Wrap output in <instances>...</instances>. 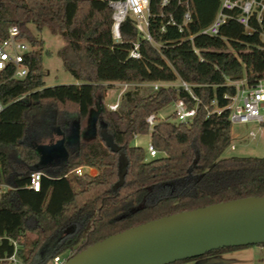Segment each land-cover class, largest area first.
<instances>
[{
    "label": "trees",
    "instance_id": "16d2710c",
    "mask_svg": "<svg viewBox=\"0 0 264 264\" xmlns=\"http://www.w3.org/2000/svg\"><path fill=\"white\" fill-rule=\"evenodd\" d=\"M220 2L149 0L150 40L130 15L115 38L108 0H0V36L16 25L33 46L25 54V76L12 77L10 65L0 69V183L9 184L0 191V264H11L12 256L20 264H46L146 220L264 194V156L224 155L232 139L228 109L211 111L213 99L228 104L233 81L264 79V10L260 20L250 16L249 29L228 18L217 35L201 33ZM30 25L64 39L56 53L79 82L45 84L42 39ZM134 43L139 56L130 55ZM177 78L191 83L197 99L183 87L162 84L124 90L115 109L105 101L114 81ZM179 98L196 106L189 122L157 119L149 126L150 113ZM72 118L88 122V136L62 161L41 163L35 140L52 126L65 130ZM148 132L158 150L150 157L132 143L135 134ZM79 165L96 172L75 173ZM35 169L42 172L38 189L28 185ZM247 245L254 244L174 262Z\"/></svg>",
    "mask_w": 264,
    "mask_h": 264
},
{
    "label": "water",
    "instance_id": "95a60500",
    "mask_svg": "<svg viewBox=\"0 0 264 264\" xmlns=\"http://www.w3.org/2000/svg\"><path fill=\"white\" fill-rule=\"evenodd\" d=\"M97 114L89 121L92 129ZM60 141L64 143V138ZM260 242H264V194L146 220L95 241L60 264H168L224 246Z\"/></svg>",
    "mask_w": 264,
    "mask_h": 264
},
{
    "label": "built area",
    "instance_id": "2783aa9c",
    "mask_svg": "<svg viewBox=\"0 0 264 264\" xmlns=\"http://www.w3.org/2000/svg\"><path fill=\"white\" fill-rule=\"evenodd\" d=\"M167 0H163L166 2ZM108 4L112 9V31L115 38L120 37L119 25L128 15L135 20L138 29L143 32L146 38L151 40V36L147 32L148 15H149V0H108ZM237 10V11H236ZM264 10V0H221L220 5L212 18V20L204 26L200 32L210 35H217L219 28L228 18H234L242 23L248 29L249 18L252 14L260 20L262 11ZM190 18L189 10L184 13V22ZM172 22L174 20L170 18ZM182 29V24H179ZM32 49L28 40L21 35L20 29L16 25H11L7 29L5 36H0V69L6 66H12V77H23L26 75L28 67L24 62L25 54ZM131 56H139L138 44L130 50ZM130 82H124L125 86ZM236 86V91L231 95H225L229 98V102L224 107L216 105V100L213 99L211 104L215 107L211 111H222L223 108L228 109V118L231 123H247L256 121L260 124L264 122V79L260 78L253 83H247L246 79L241 78L233 81ZM156 84V83H154ZM157 87V86H155ZM181 87L187 90L192 97L197 99L196 93L193 91L191 83L181 79ZM174 116L176 122H189L196 113V106H188L187 103L179 98L175 100ZM108 106L115 109L118 106V101L109 103ZM2 104L0 102V109ZM210 111V110H209ZM147 122L151 127L157 120V113H150ZM251 135H255L253 130H250ZM137 134L134 135V137ZM234 147V144H231ZM149 156L158 154V150L149 142L147 146ZM73 171L78 174L83 173V165L76 166ZM42 172L38 169L30 172L29 186L38 189L41 181ZM14 258V257H13ZM56 264H60L62 260L57 255L54 258Z\"/></svg>",
    "mask_w": 264,
    "mask_h": 264
},
{
    "label": "rangeland",
    "instance_id": "374dc122",
    "mask_svg": "<svg viewBox=\"0 0 264 264\" xmlns=\"http://www.w3.org/2000/svg\"><path fill=\"white\" fill-rule=\"evenodd\" d=\"M32 31L37 37L42 39V66H43V79L46 85H53L57 83H70L79 81L63 66L61 58L56 53V49L64 42V39L57 34H52L47 28H43L42 31H37L33 25H30ZM33 48V46L31 45ZM156 83V84H154ZM171 85L174 87H181V79L177 78L174 81L169 82H141V83H129L125 86L123 83H112V86L107 88L105 93V101L107 104L119 100L122 92L129 88L138 87L142 90L147 89L148 86L159 85ZM117 100V101H118ZM175 101L168 103L157 113V119H166L176 121L174 116ZM264 113V110H261ZM264 122L261 123L263 127ZM88 122H79L77 118H72L65 130L59 129V127H53V130L40 138L35 140L36 147L40 154L41 163H58L62 161L63 156L68 152L69 148L74 146L76 140H82L88 135L86 130ZM252 129L255 135H251L249 130ZM231 131L233 137L230 145L224 150V155L241 154V155H260L264 156V136L262 132L257 129V125L252 122L243 124L232 123ZM60 138H64V143L60 141ZM150 142V134L139 133L132 139L134 145L142 146L146 153L147 146ZM234 144V147H231ZM87 171L86 166L83 165V172ZM95 173V172H94ZM9 188V184L6 182L0 183V191ZM60 259L63 261L69 256L68 251H63L59 254ZM14 257V258H13ZM11 264H20V260L16 256H12ZM46 264H56L54 259L49 260Z\"/></svg>",
    "mask_w": 264,
    "mask_h": 264
},
{
    "label": "crops",
    "instance_id": "0c3cea01",
    "mask_svg": "<svg viewBox=\"0 0 264 264\" xmlns=\"http://www.w3.org/2000/svg\"><path fill=\"white\" fill-rule=\"evenodd\" d=\"M115 82L123 83L121 81H114L113 83ZM252 123L257 125L258 131L260 130L264 136V126L260 127V124L256 121H252ZM255 133L257 132L255 131ZM231 136L233 137L232 131ZM86 169L90 173L96 172V168L92 166H86ZM171 264H264V244L247 245L223 250Z\"/></svg>",
    "mask_w": 264,
    "mask_h": 264
}]
</instances>
